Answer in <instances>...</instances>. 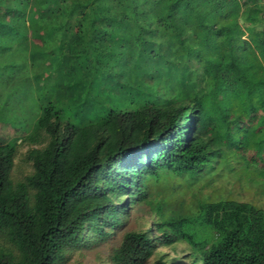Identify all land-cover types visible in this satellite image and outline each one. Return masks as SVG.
Returning a JSON list of instances; mask_svg holds the SVG:
<instances>
[{
  "label": "trees",
  "instance_id": "16d2710c",
  "mask_svg": "<svg viewBox=\"0 0 264 264\" xmlns=\"http://www.w3.org/2000/svg\"><path fill=\"white\" fill-rule=\"evenodd\" d=\"M260 3L0 0L10 68L41 64L49 35L72 53L116 41L98 30L123 24L135 43L155 39L137 45L152 68L123 80L120 107L63 111L51 84L31 87V131L12 142L0 131V264H61L72 251L74 264H264V199L231 195L234 178L264 193Z\"/></svg>",
  "mask_w": 264,
  "mask_h": 264
},
{
  "label": "rangeland",
  "instance_id": "374dc122",
  "mask_svg": "<svg viewBox=\"0 0 264 264\" xmlns=\"http://www.w3.org/2000/svg\"><path fill=\"white\" fill-rule=\"evenodd\" d=\"M260 2V25L255 27V36L260 40H255V42L257 43L256 49L264 60V0H260ZM3 28L4 32H7L6 28H9V26L5 25ZM105 31L106 36H111L116 41L107 37L104 41L102 39L95 40V42L92 40L91 43H87L88 49L82 51V48L79 50L78 47L73 53L70 51V47H67L73 45L71 41L66 43V47H63V41H57L60 36H47V44L45 45H53L50 47L54 48L55 51L45 50L42 57L53 56L56 59L55 65H52L49 58H42L41 64L31 67L21 56L22 58L15 64L16 66L10 68L7 65L8 59L2 56V59H0V92H7V94L2 93L0 95V131L3 135L7 133L11 136L14 132L16 136L18 135L17 137L13 135L6 139L8 142L17 141L18 139L16 138L19 137V134L32 129L37 110L36 102L30 92L31 87H35L45 93L48 91L49 84H51L50 88L53 89L52 97L56 98L55 105H62L58 107L63 111L70 109L71 112L76 110L83 112V110H87L85 109L86 104L91 103V109L104 111L109 106L118 105L120 107L127 102L126 97L129 95L127 91L126 94L124 93L123 89L125 87L122 85L125 82L123 80H128L132 76L135 78L137 72L141 71L142 68L150 69L152 68L151 64H153V58L145 59L138 53L137 45L142 44L144 48L150 45L153 47L155 39L147 32L141 36V40L135 43L130 38V35L135 34L137 30L131 24L100 29L98 30L100 34L97 35V38H101L100 36L104 35L102 33ZM39 45L42 44L40 43ZM39 48H43V46ZM68 52L77 56L66 61L65 55ZM129 71L134 72L128 73ZM81 119L80 117L76 120L81 121ZM24 147V145L21 147V152ZM16 160L19 161V156L16 157ZM230 177L233 178V175ZM259 180L261 184H264V175ZM240 182L241 180L233 179L234 187L237 190L232 191V197L260 198L263 201L264 193L259 190H257L258 193L257 191L254 192V187L244 188ZM76 256L77 252L72 251L61 264H74ZM94 256V254H91V257ZM89 264H98V262L93 259L90 260Z\"/></svg>",
  "mask_w": 264,
  "mask_h": 264
},
{
  "label": "crops",
  "instance_id": "0c3cea01",
  "mask_svg": "<svg viewBox=\"0 0 264 264\" xmlns=\"http://www.w3.org/2000/svg\"><path fill=\"white\" fill-rule=\"evenodd\" d=\"M49 50H51V49H49ZM54 51H55V49H53Z\"/></svg>",
  "mask_w": 264,
  "mask_h": 264
}]
</instances>
